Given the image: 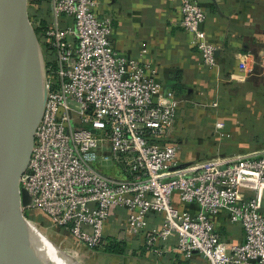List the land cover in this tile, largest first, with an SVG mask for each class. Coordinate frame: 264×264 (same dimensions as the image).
<instances>
[{
	"label": "built area",
	"instance_id": "2783aa9c",
	"mask_svg": "<svg viewBox=\"0 0 264 264\" xmlns=\"http://www.w3.org/2000/svg\"><path fill=\"white\" fill-rule=\"evenodd\" d=\"M102 1L27 0L37 12L45 102L20 179L24 217L74 259L81 245L102 250L109 228L144 236L147 249L175 262L264 264V149L183 156V137L199 121L205 128L216 106L198 121L187 101L162 96L151 65L113 48L112 18L95 10ZM180 12L213 68L217 48L198 0H181ZM255 68L264 76V48L225 77L245 80ZM220 118L212 125L219 143L229 137Z\"/></svg>",
	"mask_w": 264,
	"mask_h": 264
},
{
	"label": "crops",
	"instance_id": "0c3cea01",
	"mask_svg": "<svg viewBox=\"0 0 264 264\" xmlns=\"http://www.w3.org/2000/svg\"><path fill=\"white\" fill-rule=\"evenodd\" d=\"M198 3L206 15L203 30L217 48L213 68L204 66L191 35L180 25L181 0H104L95 10L99 16L112 18L110 38L119 56L151 65L162 96L172 92L187 101L194 106L198 121L216 106L205 128L199 121L183 137V156L199 160L260 151L264 149V76L260 69L245 80H229L225 75L237 71L243 55H256L264 48V0ZM219 116L223 133L229 135L220 143L212 127ZM110 231L107 238L124 241L123 254L89 251L81 245L75 258L82 264H182L169 252L147 249L142 235L127 238L118 230ZM185 264L206 263L195 258Z\"/></svg>",
	"mask_w": 264,
	"mask_h": 264
},
{
	"label": "water",
	"instance_id": "95a60500",
	"mask_svg": "<svg viewBox=\"0 0 264 264\" xmlns=\"http://www.w3.org/2000/svg\"><path fill=\"white\" fill-rule=\"evenodd\" d=\"M0 15L24 40L16 47L8 78L0 90V260L3 264H57L37 249L39 240L22 211L28 196L20 188V179L31 159L34 132L43 115L44 85L37 110L31 102L19 101L18 97L39 61L43 67V54L29 21L27 0H0ZM8 244L9 252L5 250Z\"/></svg>",
	"mask_w": 264,
	"mask_h": 264
},
{
	"label": "bare ground",
	"instance_id": "6f19581e",
	"mask_svg": "<svg viewBox=\"0 0 264 264\" xmlns=\"http://www.w3.org/2000/svg\"><path fill=\"white\" fill-rule=\"evenodd\" d=\"M20 42L24 43L23 38L11 29L0 15V90L6 83L10 61L16 54V47ZM34 70V73L22 90L18 100L22 102L25 100L31 102L33 107L37 110L43 95L42 88L45 80V73L41 61L38 62ZM31 227L32 230L34 229L36 238L39 240L37 249L42 256L54 259L57 264H64L63 259H66L64 261H67L66 256L68 258L71 257L64 250H62L59 240L56 238H54V240L47 238L34 224L31 225ZM5 250L7 252L11 251V244H8ZM0 264H3L2 260H0ZM75 264H79V262H76Z\"/></svg>",
	"mask_w": 264,
	"mask_h": 264
},
{
	"label": "trees",
	"instance_id": "16d2710c",
	"mask_svg": "<svg viewBox=\"0 0 264 264\" xmlns=\"http://www.w3.org/2000/svg\"><path fill=\"white\" fill-rule=\"evenodd\" d=\"M37 34V30H35ZM194 131V130H193ZM192 132V131H191ZM190 135V133H189ZM102 249L112 255L123 254L125 252V243L123 240H116L113 238H106L102 245ZM182 264H185V261H181Z\"/></svg>",
	"mask_w": 264,
	"mask_h": 264
},
{
	"label": "rangeland",
	"instance_id": "374dc122",
	"mask_svg": "<svg viewBox=\"0 0 264 264\" xmlns=\"http://www.w3.org/2000/svg\"><path fill=\"white\" fill-rule=\"evenodd\" d=\"M27 8L29 9V12H30V14H31V16H29V21H30V23H31V25L34 27V25H36V22H37V18L35 17V16H32V14H33V8H32V6H31V4H29L28 3V6H27ZM37 33H38V31H37ZM259 68V67H258ZM71 109H75L73 106L71 107ZM200 159H202V158H200ZM51 240H53L52 238H51V236H48ZM52 247V246H51ZM61 248H63V246L61 247ZM64 250V249H63ZM66 253H69V255H71L70 254V252L68 251V250H64ZM66 258H67V261H64V260H66V259H63V262H64V264H75L76 262H79V260L77 261L76 259H72L71 257H67L66 256ZM176 262H178V261H176ZM79 264H82V263H80L79 262Z\"/></svg>",
	"mask_w": 264,
	"mask_h": 264
},
{
	"label": "flooded vegetation",
	"instance_id": "af4514ba",
	"mask_svg": "<svg viewBox=\"0 0 264 264\" xmlns=\"http://www.w3.org/2000/svg\"><path fill=\"white\" fill-rule=\"evenodd\" d=\"M36 13H37V12H36L35 9H34V10H33V14H32V16H36ZM28 15L31 16V14H30V12H29V9H28Z\"/></svg>",
	"mask_w": 264,
	"mask_h": 264
}]
</instances>
